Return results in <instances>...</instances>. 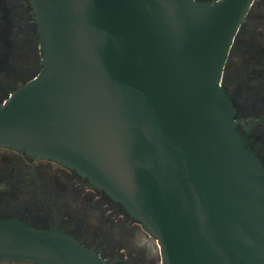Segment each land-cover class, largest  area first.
I'll use <instances>...</instances> for the list:
<instances>
[{
    "label": "water",
    "instance_id": "1",
    "mask_svg": "<svg viewBox=\"0 0 264 264\" xmlns=\"http://www.w3.org/2000/svg\"><path fill=\"white\" fill-rule=\"evenodd\" d=\"M43 70L0 106V147L57 162L143 225L162 264H264V165L223 73L257 0H30ZM110 264L0 218V262Z\"/></svg>",
    "mask_w": 264,
    "mask_h": 264
},
{
    "label": "flooded vegetation",
    "instance_id": "2",
    "mask_svg": "<svg viewBox=\"0 0 264 264\" xmlns=\"http://www.w3.org/2000/svg\"><path fill=\"white\" fill-rule=\"evenodd\" d=\"M43 68L31 1L0 0V106ZM222 85L236 108L238 130L264 165V0L255 2L240 26ZM0 154L9 161L0 163V218L67 232L110 264H153L158 258L143 225L75 170L3 147Z\"/></svg>",
    "mask_w": 264,
    "mask_h": 264
},
{
    "label": "rangeland",
    "instance_id": "3",
    "mask_svg": "<svg viewBox=\"0 0 264 264\" xmlns=\"http://www.w3.org/2000/svg\"><path fill=\"white\" fill-rule=\"evenodd\" d=\"M8 162L9 161L7 160V158L4 155L0 154V163L1 164H7ZM149 240L154 246H157L156 248H158V258L156 257V259L153 261V264H162V260H161V256H160V250H159V246L157 244V241L153 237ZM118 255L120 256V254H118ZM118 264H124V263L118 262Z\"/></svg>",
    "mask_w": 264,
    "mask_h": 264
}]
</instances>
